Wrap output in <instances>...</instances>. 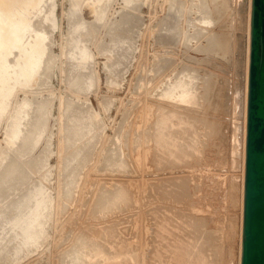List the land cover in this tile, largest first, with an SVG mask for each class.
Returning a JSON list of instances; mask_svg holds the SVG:
<instances>
[{
  "label": "rangeland",
  "instance_id": "1",
  "mask_svg": "<svg viewBox=\"0 0 264 264\" xmlns=\"http://www.w3.org/2000/svg\"><path fill=\"white\" fill-rule=\"evenodd\" d=\"M226 1L42 0L39 10L22 11L28 38L45 33L48 56L34 82L17 77L0 111V264H134L135 245L139 257L149 254L154 231L146 217L159 231L155 245L182 243L204 264L238 263L240 181L237 171L223 172L230 109H221L217 91L243 74L246 30L243 13L233 28ZM180 79L195 92L179 101ZM157 107L199 116L192 136L200 141L191 137L196 148L187 156H173L182 128L169 125L167 159L154 162ZM17 127L22 132L9 141ZM11 162L21 169L10 182L3 178ZM166 177L179 179L181 191L162 195L154 182ZM144 258L135 264H150Z\"/></svg>",
  "mask_w": 264,
  "mask_h": 264
},
{
  "label": "bare ground",
  "instance_id": "2",
  "mask_svg": "<svg viewBox=\"0 0 264 264\" xmlns=\"http://www.w3.org/2000/svg\"><path fill=\"white\" fill-rule=\"evenodd\" d=\"M41 1L42 0H0V111H3L6 107V103L5 101L7 99L10 98V95L12 94L13 92V89L16 87V81L17 80V77L19 75H21V77L25 78V82H34L36 80V75L38 73H40V69L42 67V70H43V65L42 63L45 65L46 63H44V60H46V56L44 57L47 50V45L45 43V33H41V34H36L34 36H31L33 38H28L29 35H26L25 33V30L26 28L28 27L29 25V19L27 16H25V14L22 12V11H26L27 12H30L31 10H39L41 8ZM231 1V7H229V13L231 14L232 16V24H233V28L235 27L236 25V21L234 20L235 17H239V18H242L241 17V14L243 13V19L245 21V30H246V45H245V63H244V70H243V74L240 76L241 78L236 80V84H232V85H227V87L224 89L223 87H218V91H217V98H218V102L220 104V107L221 109H223L224 111H228L226 109H230V113L228 115L229 117V122H230V125H231V132H230V135H229V138H228V143H229V146H228V149H227V166H226V171H223V172H226L227 174V177L228 175L230 176L231 173H229L230 171V168L231 170L233 171H237L236 173H234L233 171H230V172H233L232 175H234L233 177L235 179H237L236 177H238L239 181H240V194H241V201H240V211H241V220L239 222V230H238V260H237V264H240V261H241V247H242V221H243V187H244V168H245V139H246V111H247V83H248V69H249V52H250V17H251V0H230ZM193 2V1H192ZM219 3L221 4H227L228 2L226 0H219ZM220 6L221 5H218L216 6V10L218 12V14L220 13ZM247 6V10L246 12H243L245 11L244 7ZM227 7V6H226ZM225 7V8H226ZM91 8H94V6L92 5ZM224 8V9H225ZM184 11V10H183ZM216 12V11H215ZM235 16V17H233ZM184 21V20H183ZM179 25V24H178ZM177 25V26H178ZM31 28V27H30ZM179 28V26H178ZM28 29V28H27ZM167 29V33H170L171 30L168 28ZM172 29V28H171ZM180 29V28H179ZM29 30V29H28ZM32 31V30H30ZM184 31V30H183ZM27 32V31H26ZM188 32V31H187ZM31 33V32H30ZM183 36V35H181ZM186 38V36H185ZM185 40V39H183ZM181 42V41H180ZM187 43V42H186ZM183 44V43H181ZM196 44V42H195ZM197 45V44H196ZM195 45V46H196ZM166 47V46H165ZM196 48V47H195ZM199 48V47H197ZM14 50H17V54L15 53ZM196 50V49H195ZM163 51V50H162ZM15 53L16 54V58L14 57V59H17V61L15 63H13V59H8L9 55L11 53ZM13 56V55H12ZM48 56V54H47ZM12 58V57H11ZM45 58V59H44ZM48 58V57H47ZM44 59V60H43ZM9 60H11V62L13 64H11L9 62ZM195 60V59H194ZM47 62H49V60H47ZM50 64V62H49ZM190 64V63H189ZM51 66V65H49ZM45 67V66H44ZM48 67V66H46ZM194 68V67H192ZM46 69V68H44ZM45 71H48V69H46ZM42 73V72H41ZM43 73H46V72H43ZM50 73V72H49ZM42 75V74H41ZM52 76V75H51ZM20 77V76H19ZM190 77V76H189ZM182 79V78H181ZM180 79V80H181ZM188 81H183L181 80L180 81V84L178 85V87L181 89H179L177 91V94L174 96L176 99H178L179 101L180 100H184L186 98H188V96L190 94H193V92H195V90L192 89V85H190L189 87V83ZM23 83V82H22ZM178 83V82H177ZM192 84V83H191ZM194 85V84H193ZM223 86V85H222ZM187 87V88H186ZM233 87V89H232ZM44 88V87H43ZM175 88V87H174ZM194 88V87H193ZM173 89V88H172ZM170 91V90H169ZM167 92V91H166ZM172 93V92H171ZM169 93V94H171ZM175 93V92H174ZM173 93V95H174ZM165 95H168V94H165ZM230 96V97H229ZM173 97V96H171ZM189 101V100H188ZM190 102L192 104L196 103V98L192 97L190 98ZM24 103H28V102H24ZM189 103V102H188ZM199 103V102H198ZM181 104V103H179ZM183 104V103H182ZM186 104V103H185ZM192 104H189L192 105ZM41 105V104H40ZM186 106V105H185ZM193 107H195L196 105H192ZM188 107V106H187ZM186 107V108H187ZM192 107V108H193ZM40 108V106H39ZM38 108V109H39ZM191 108V109H192ZM197 108V106H196ZM157 111H156V120L154 122V130L153 132H151L152 136L150 137H153V144L152 145H155L154 147H158L155 149V151L153 150V153L155 154H160L158 155L159 158H156L154 162L158 161L161 162L162 160H164L167 156V148H171L173 142L171 141H168L166 138V136L169 134H171V132H166V128L170 125L171 127H178V128H182V136H183V140H180L181 144H180V147L179 149H177V152L176 154H173V156L177 155V157H179L178 155L180 154V156L182 157H185L189 154V152L192 150L191 146H193V143H192V139L191 137H194L192 136V132H195V128L196 126H198L199 124L197 122H199V116H196L195 117L193 115H190V114H187L186 113H183V112H180L182 114H176V112H173V111H166L165 107H157ZM199 109V108H198ZM42 110V108L40 109ZM193 110H195L193 108ZM197 110V109H196ZM17 111V110H16ZM5 113V112H3ZM36 113H37V110H36ZM42 112H40L41 114ZM194 113V112H193ZM226 114V113H225ZM224 117H226V115H224ZM172 118H178L179 122H177V124H174L173 123V119ZM7 119V118H6ZM202 119V118H200ZM40 120V119H39ZM38 120V123H40ZM75 120V119H74ZM77 121V120H76ZM13 122V120H12ZM201 122V121H200ZM35 123V122H34ZM37 123V124H38ZM204 123V122H203ZM37 124L35 126H37ZM198 124V125H196ZM206 124V123H205ZM207 125V124H206ZM206 125H203V126H206ZM15 126V125H14ZM40 126V125H38ZM38 128V127H36ZM198 128V127H197ZM196 128V129H197ZM206 129V128H204ZM203 129V130H204ZM28 131V132H27ZM27 133H29V130L27 129ZM198 131V130H197ZM22 132L21 129L19 127H17L14 131H13V135L9 138V141H12L13 140V137H16L19 135V133ZM24 132V135L22 137H24L23 141L24 143H28L29 140L27 138L28 137V134L25 135ZM10 133V132H9ZM38 133V132H37ZM199 133V132H198ZM203 134V132H200L199 134ZM34 134V133H33ZM41 134V133H40ZM150 135V134H149ZM196 135H198L196 133ZM21 136V135H20ZM34 136V135H33ZM36 136V135H35ZM147 136V135H146ZM148 137V136H147ZM146 137V139H148ZM170 137V136H169ZM200 136H198L199 138ZM35 138V137H34ZM37 138V137H36ZM195 138V137H194ZM26 139V140H25ZM196 139V138H195ZM15 140V139H14ZM197 140V139H196ZM194 140V141H196ZM32 141V140H31ZM198 141V140H197ZM200 141V140H199ZM198 141V142H199ZM15 142V141H14ZM148 142V140H147ZM146 142V143H147ZM19 143V142H18ZM20 143V145H21ZM145 143V144H146ZM195 143V142H194ZM145 147H147L148 145L151 146L150 144L148 145H145ZM23 145V144H22ZM138 145L140 144H136V146L138 147ZM27 146V145H25ZM135 146V147H136ZM141 146V145H140ZM19 147V145H18ZM134 147V148H135ZM145 147H144V150H145ZM194 147V146H193ZM25 148V147H24ZM27 148V147H26ZM141 150L143 149L142 147H139ZM138 148V149H139ZM151 148V147H149ZM196 148V145L195 147ZM17 149V148H15ZM25 150V149H24ZM135 150V149H134ZM171 150V149H170ZM190 150V151H189ZM139 151V150H136V152ZM143 151V150H142ZM142 151H140L139 153H141ZM135 153V152H134ZM138 153V152H137ZM142 155L143 152L141 153ZM136 154H134L133 156H135ZM149 156V153L147 154ZM154 154L150 153V156ZM155 155V156H157ZM141 156V155H140ZM25 157V155H24ZM142 157V156H141ZM145 157V156H144ZM172 157V156H171ZM151 158H154L151 156ZM16 159H19V158H16ZM134 159V158H133ZM142 159V158H141ZM140 159V160H141ZM147 159L149 160V157H147ZM167 159V158H166ZM1 160V159H0ZM20 160V159H19ZM41 160V159H40ZM186 160V159H184ZM136 161V159L134 160ZM143 161V160H142ZM26 163V161H24ZM23 163H20V164H24ZM33 162V161H32ZM137 162V161H136ZM141 162V161H140ZM149 163V161H146ZM169 162H173V159ZM175 162V161H174ZM189 162V161H188ZM17 162H11L10 165H9V170L7 172L5 176V178H3L4 180H7V181H14L13 179H16L15 177L18 176V174L20 173L19 172V168H18V165L19 164H16ZM28 163V161H27ZM31 163V162H30ZM142 163V162H141ZM140 163V164H141ZM147 163V164H148ZM29 164V163H28ZM33 164V163H32ZM135 164V162H134ZM138 164V163H137ZM136 164V166H137ZM174 164V163H173ZM4 165V164H3ZM142 165V164H141ZM171 165V163H170ZM186 165V164H185ZM192 165V164H190ZM22 166V165H21ZM146 166V163L144 165V167ZM150 166V165H149ZM143 167V166H142ZM141 167V168H142ZM143 167V169H144ZM170 168V167H169ZM21 169V168H20ZM140 169V168H139ZM161 168H159L160 170ZM167 169V168H166ZM174 169V167H173ZM7 170V169H6ZM5 170V172H6ZM22 170H23V167H22ZM10 171V172H9ZM146 171V169H145ZM144 171V172H145ZM149 171V169H148ZM152 171V170H151ZM149 171V172H151ZM162 171V169H161ZM149 172H146L147 175L149 174ZM153 172V171H152ZM155 172V171H154ZM11 173V174H10ZM12 173H15L14 175ZM138 173V172H137ZM153 174V173H151ZM150 174V175H151ZM154 174H157L156 172ZM160 174V173H159ZM136 176V175H135ZM152 176V175H151ZM224 176H226L224 174ZM147 177V176H146ZM153 177V176H152ZM155 177V176H154ZM170 177V176H169ZM169 177H166L165 179H168ZM18 178V177H17ZM137 178V176H136ZM135 178V179H136ZM150 178V176H149ZM171 178V177H170ZM169 178V179H170ZM173 178V177H172ZM176 177L173 178V180L171 181L170 180H163L164 178H162V181L158 182L159 179H156L157 182H154V186L156 188H158V190L161 191V194L164 195V196H167V195H170V194H177V192L181 191V187H177L179 186L180 183H178V180L179 179H175ZM134 179V178H133ZM134 179V180H135ZM145 179V178H144ZM148 179V178H147ZM152 179V178H151ZM150 179V180H151ZM137 180V179H136ZM135 180V182L137 183V181ZM140 180V179H138ZM161 180V179H160ZM134 182V181H133ZM133 182H131L133 184ZM139 182V181H138ZM1 183V182H0ZM135 184V183H134ZM147 184V181L146 183ZM145 184H140V187L139 189L143 188L142 185H145ZM149 184V183H148ZM152 185V184H150ZM181 185V184H180ZM147 186V185H145ZM135 187V186H134ZM148 187V186H147ZM146 187V188H147ZM149 188V187H148ZM147 188V189H148ZM179 188V189H178ZM136 188H134V191H135ZM146 189V190H147ZM151 189V188H149ZM178 189V190H177ZM184 190V188H182ZM138 188L136 189V192H137ZM152 190V189H151ZM159 191V192H160ZM147 192H151V191H148ZM143 191L141 193H139V195H142ZM152 193V192H151ZM137 195V193H136ZM138 195V196H139ZM146 195V193H145ZM147 196V195H146ZM145 198L144 196L141 198L143 199ZM149 198V197H148ZM149 201V200H148ZM145 210V209H144ZM146 211V210H145ZM147 212V211H146ZM144 212H142L141 214L143 215ZM154 214L155 212L153 213V217H154ZM145 217L147 216L144 215ZM142 217L143 219L145 217ZM30 218V217H28ZM149 217H146V222L149 221L150 223H146L147 225H149V229H151V233L154 231V234L153 235H150L151 233L150 232H147L149 233L150 235V244L147 246V252H149L147 258H144V256H142L145 261H148L150 262V264H195L197 261L194 260L195 258L197 260H202V264H204V259L202 258L203 255L202 253H198L196 254L194 251H189V249L182 245V243H172L171 245L173 246V248H168L167 247V244L164 240H161L159 242L158 245H155L153 242H152V239H153V236L155 235H158V230H154L153 227H152V223H151V220L150 218L147 219ZM155 218V217H154ZM15 219V218H14ZM19 219V218H18ZM39 219V218H38ZM145 219L143 222H145ZM16 220V219H15ZM26 220V219H25ZM31 220V219H30ZM30 223V222H29ZM14 224V223H13ZM16 224V223H15ZM40 224V223H39ZM25 225V223H24ZM38 225V224H37ZM26 226H28L26 224ZM144 226V224L142 225ZM21 227V226H20ZM25 227V226H24ZM36 227V226H35ZM28 228V227H27ZM22 229V228H21ZM25 229V228H24ZM140 230V229H139ZM39 231V230H38ZM141 231L142 228H141ZM26 232V231H25ZM28 232V231H27ZM31 232V231H30ZM34 232V231H33ZM33 232L32 234L30 235H33ZM136 233V232H135ZM142 233V232H141ZM140 233V234H141ZM144 233V231H143ZM29 234V233H28ZM139 234V231L138 233ZM27 235V233H26ZM38 235V234H37ZM134 235V233H133ZM132 235V237H133ZM136 235V234H135ZM135 235H134V238H135ZM142 235V234H141ZM139 235V236H141ZM148 235V234H146ZM148 235V236H149ZM28 236V235H27ZM39 237H40V234H39ZM27 238V237H26ZM29 238V237H28ZM148 238V237H147ZM146 238V240H147ZM133 239V238H132ZM140 239H142L140 237ZM139 239V241H140ZM143 239H144V236H143ZM35 240V239H34ZM33 240V241H34ZM136 240H138V238L136 237ZM145 240V239H144ZM143 240V241H144ZM135 241V240H134ZM146 243V242H145ZM144 243V245H145ZM148 243V242H147ZM142 244V243H140ZM139 244V245H140ZM138 246V244H137ZM142 246V245H141ZM140 246V249L142 248ZM240 246V248H239ZM96 248V247H95ZM136 245L134 246V249H132V254L130 257H132V263L136 262V260H139L140 258L142 257H139L140 254L139 252V256L137 255L138 253L136 252ZM93 249V248H92ZM121 249V248H120ZM125 249V248H124ZM119 250V249H118ZM138 250V249H137ZM149 250V251H148ZM91 251V250H90ZM95 251V249H94ZM120 251V250H119ZM123 251V249L121 250ZM129 251V250H128ZM139 251V250H138ZM144 251V250H142ZM93 252V251H92ZM125 252V251H124ZM123 252V253H124ZM141 252V251H140ZM91 253V252H90ZM96 253V251H95ZM106 253V252H105ZM122 253V254H123ZM137 253V254H136ZM108 254V253H107ZM112 254V258L111 260L114 261L116 256H118V254L116 252H113L111 253ZM127 254V252H126ZM129 254V255H130ZM94 255V254H93ZM109 255V254H108ZM120 255V254H119ZM91 256V255H89ZM96 256V254H95ZM139 257L138 259L136 257ZM92 257V256H91ZM110 257V256H109ZM129 257V256H128ZM127 257V258H128ZM96 258V257H95ZM104 258V257H103ZM91 259V258H90ZM93 259V258H92ZM142 259V261L144 260ZM147 259V260H146ZM117 260V259H116ZM115 260V261H116ZM120 260V259H119ZM131 260V259H130ZM129 260V261H130ZM110 261V260H109ZM108 261V262H109ZM122 261V260H121ZM144 261V263H145ZM118 262V261H117ZM120 262V261H119ZM125 262V258H124V261ZM139 262V261H138ZM141 262V260H140ZM146 262V263H148ZM110 263V262H109ZM121 263V262H120ZM118 263V264H120ZM129 263V262H128ZM137 263V262H136ZM117 264V263H116ZM123 264V263H122ZM142 264V263H140ZM149 264V263H148Z\"/></svg>",
  "mask_w": 264,
  "mask_h": 264
},
{
  "label": "water",
  "instance_id": "3",
  "mask_svg": "<svg viewBox=\"0 0 264 264\" xmlns=\"http://www.w3.org/2000/svg\"><path fill=\"white\" fill-rule=\"evenodd\" d=\"M240 264H264V0H251Z\"/></svg>",
  "mask_w": 264,
  "mask_h": 264
}]
</instances>
